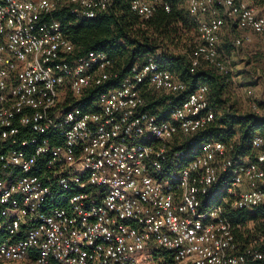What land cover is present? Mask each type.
Masks as SVG:
<instances>
[{
    "label": "built area",
    "instance_id": "built-area-1",
    "mask_svg": "<svg viewBox=\"0 0 264 264\" xmlns=\"http://www.w3.org/2000/svg\"><path fill=\"white\" fill-rule=\"evenodd\" d=\"M134 2L135 0H129L130 10L143 19L140 11L132 10ZM148 2L149 0H140L142 7ZM197 2L200 3V0ZM27 3L35 4L36 0H0V28H3L0 31V49L3 50L0 51V82L5 84L4 89H0V97H3L0 100V197L13 188H19L25 181L35 179L36 183L31 185L28 192L13 193L7 203L0 204V241L7 240L15 245L27 242L33 233L39 232L40 235L35 237V245L27 248V256L33 264L41 259L46 264H68L71 260L79 261L83 253H87L84 257L86 264H104L105 259L108 264H208L213 257L209 256L203 261L193 259L198 256L195 249L202 247L200 239L209 235L210 229L211 235L220 240L223 232L218 227L224 225L233 239L229 241V247L215 250L214 255L223 252L225 261L243 257L244 264H264V261L254 259L257 253L264 254V234L250 238L241 232L243 239H239L236 234L241 231L242 224L230 220V213L234 210L250 211L264 205L233 207L243 199L245 193L264 194V183L246 178L253 166L264 171V164L259 161V156L264 154V144L257 146L254 143L256 140L264 141V138L258 133L252 136L250 143L255 151L252 159L248 156L233 159L228 150L221 155L216 152L215 144L228 147L223 142L212 139L201 141L195 153L186 154L178 148L182 139L185 138L187 145L191 146L194 143L193 136L213 120L209 121L208 116L211 114L214 118V110L208 101L207 85H197L165 118H158L144 109L145 92L151 90L175 95L185 89V84L172 72L162 68L154 54L147 55L140 64H133L116 86L105 88L103 85L107 80L100 84L96 80L105 74L111 78L113 60L106 53L88 51L74 57V52L66 53L62 47L53 50L50 43L43 44L39 54L37 53L33 45L40 41L58 43L70 40L64 34L60 22L51 17L52 12H30L22 7ZM60 3L64 5L63 0ZM112 3L113 0H108L106 10ZM162 4L167 3L153 2L150 10L154 9V13ZM185 4L196 21L198 32V42L189 53L190 71L207 63L221 73H229L230 69L219 51L221 29L226 24L234 27L237 36L232 39V46L235 48L250 43L246 37L252 34L241 27L243 20L239 0H233L235 7L228 9L221 0H212L211 4L203 3L195 14L189 10L188 0H185ZM66 6L76 18L88 19L82 14L84 9H79L78 5L68 3ZM95 10L97 13L103 12L99 10V0ZM21 16L27 18L21 19ZM9 20L14 25L12 28L8 27ZM217 21L221 22L219 29L212 31L209 36L204 30L212 29ZM56 23H59V28L53 27ZM57 37L60 38L59 41ZM21 56L25 59L21 60ZM193 61L197 63L193 64ZM149 63H154L155 69L138 80L137 77ZM220 66L229 70L222 72ZM79 68L83 70L77 72ZM45 73L49 74L47 78ZM37 76L41 78L36 79ZM157 76L170 77L169 82L178 83L182 87L171 93L157 89L154 85ZM61 79L63 83L58 82ZM80 80H87L88 84L81 88L77 99L73 85ZM49 82L53 83L55 96L46 87ZM92 88H97L96 96L89 104L86 103L88 109H84L79 100ZM125 89L129 90V94L122 96ZM246 94L250 97L251 91L247 90ZM193 97H196L195 104H191ZM28 100L35 101L41 107L32 108L26 103ZM49 100H55L56 105L46 110L44 119L21 126L22 118L31 120L36 112L44 113V106ZM108 101L117 106L132 101L137 103L135 108H119L109 106ZM190 104V108L186 109L185 105ZM89 107L95 109L90 110ZM109 107L110 114L106 110ZM252 107L258 113V104L252 103ZM69 115L73 116L72 121L67 120ZM85 117L98 119H89L86 128L76 135L75 144L69 147L68 134ZM197 122L200 126L195 131H184L185 124L195 125ZM34 124L45 130H34ZM148 124L157 131H149L146 127ZM14 128L18 129L15 136L11 135ZM5 132L9 133L6 140L2 138ZM167 132L171 133V140L165 139L163 134ZM105 135L109 138L107 142H102L101 149L95 154L85 152V149L93 148ZM41 147L47 151L37 154ZM144 149H151L153 155L141 158ZM162 150V155H155ZM65 152H70L78 162L81 157H86L88 166L83 172L69 167ZM209 153L216 155V161L210 162L214 172L210 185L205 183L207 168L197 167ZM118 154L123 157L121 162L127 164L128 170H121L118 164L109 163ZM16 158H21L23 163H12ZM33 160L35 163H32ZM98 162L102 165L100 168L96 167ZM25 164L28 165L27 170ZM157 164L160 165L159 168L156 167ZM221 174L227 175L229 179L225 195L218 202L204 203L205 199L214 196L215 184ZM93 176L102 177V180L91 183ZM144 179L152 181V191L148 190L149 186L144 184ZM61 180L67 182V187L60 183ZM133 183L136 188L129 189L128 185ZM186 186L189 189L198 188L194 194L198 205L194 214L191 210L187 213L179 211L184 206L182 196ZM45 188L48 191L39 200L31 199L34 192ZM74 196H81L83 199L77 205H72L70 200ZM168 197L172 198L171 207L165 209L161 202ZM109 200L112 206L109 205ZM127 211L132 214H123ZM169 211L178 218V224L185 234L188 230L195 232L194 241H184L171 248L160 243L162 239L174 243L180 238L179 233L173 232L168 225L162 226L159 232L150 231L151 222L161 217L167 219ZM22 213L25 215H21ZM262 218L264 220V215ZM49 219L52 224L48 223ZM25 220L27 223H24ZM14 221H20V230L15 233L12 231ZM97 223L109 230L110 238L97 235L92 237L91 244L87 238L83 242L74 239L73 233L88 232ZM53 224L59 226L57 235L59 245H63V248L49 244L48 232L54 231ZM197 224L200 225L198 229L195 227ZM138 239L144 240L143 249L136 247ZM65 240L68 241L67 244H64ZM121 240L124 241V251L118 252L115 259L106 257V250L109 247H120ZM45 245L48 247L45 248ZM250 246H253L251 250ZM203 247L210 245L204 244ZM211 247L214 248V245ZM189 248L193 251L189 252ZM64 249H67L66 254ZM45 252L47 256L44 255Z\"/></svg>",
    "mask_w": 264,
    "mask_h": 264
},
{
    "label": "trees",
    "instance_id": "trees-1",
    "mask_svg": "<svg viewBox=\"0 0 264 264\" xmlns=\"http://www.w3.org/2000/svg\"><path fill=\"white\" fill-rule=\"evenodd\" d=\"M163 2L172 9L171 14L164 13L162 4L149 20L141 19L133 13L129 0H113L111 7L97 13L95 19L76 18L66 5L52 12L51 17L60 22L64 34L75 45L74 57L88 51H100L113 60L111 78L103 85L105 88L116 86L133 64H140L147 55L156 56V52L163 49L161 56H156L159 65L183 81L185 89L175 95L146 91L144 109L158 118H165L197 85L205 84L208 87V101L214 110V118L193 136L194 143L191 146L183 138L178 148L186 154L195 153L201 141L212 139L223 142L233 159L242 156L252 159L255 151L251 147V138L255 133L264 138V114L239 113L228 104L227 93L231 82L229 73H221L207 63H202L194 71H190L189 53L198 38L196 21L189 14L185 0ZM95 90L97 88L90 89L79 100L84 109H88L86 103L94 100ZM228 183L227 175L221 174L215 184L214 196L205 199L204 203L220 201L225 195ZM263 215L264 205H261L250 211L234 210L230 213V220L244 225L248 221L262 218ZM254 229L255 233L264 234V221L255 223ZM242 233L239 231L236 236L243 239ZM247 233L250 238L256 236L254 233Z\"/></svg>",
    "mask_w": 264,
    "mask_h": 264
},
{
    "label": "clouds",
    "instance_id": "clouds-1",
    "mask_svg": "<svg viewBox=\"0 0 264 264\" xmlns=\"http://www.w3.org/2000/svg\"><path fill=\"white\" fill-rule=\"evenodd\" d=\"M108 0H99V10L100 11H106V4H107ZM153 2H158V3H162L163 0H149V2L147 4H145L143 7L140 4V0H135L134 3H132V10L133 11H140L142 14V17L144 20H149L151 19L152 15H153V11L154 9H151V4ZM222 3L225 4V8H234L235 5L233 4V0H221ZM68 3H72V4H76L78 5L79 9H84L83 11V15L88 17L89 19H95L97 16V11L95 10L97 8V0H63V4L67 5ZM203 3H207V4H211L212 0H200V3L197 2V0H188V7L189 10L195 14L196 10L198 8H200L202 6ZM61 3L60 0H36V3H27L24 4L22 7L28 9L30 12H34V13H39V12H54L57 11L60 7H61ZM163 10L165 14H171L172 9L167 5V4H163ZM7 11V10H5ZM239 11L242 14V24L241 27L242 28H246L250 33H252V35L250 37H246V39L248 40V42H254L256 44H264V0H239ZM26 16H21V19H26ZM31 22V21H30ZM221 22L217 21L212 29H205L204 31H206L208 33L209 36H211V32L218 30L220 27ZM14 25L12 23V20L8 21V27L12 28ZM54 28H59L60 25L59 23H56L53 25ZM0 31H3V28H0ZM59 37H57V41H59ZM45 43H50L51 44V48L54 50L57 47H62V50L66 53H73L76 50L75 45H72L70 41L68 42H58V43H52L50 40H44V41H40L37 44L33 45V48L37 50V53L39 54V50L41 49L42 45ZM0 51H3L2 49H0ZM29 51H32V49H29ZM160 51H163V49H159L158 50V54ZM21 60H24L25 58L23 56L20 57ZM197 61H193V64H196ZM156 67V65L154 63H149L146 67L143 68V71L141 73L140 76L137 77L138 80L142 79L143 76L147 75L149 72H151L152 70H154ZM221 67V71H228L229 69H227L225 66H220ZM242 67V65H241ZM82 68L77 69V72L82 71ZM231 71H235V69H231ZM48 73H45V78L48 77ZM41 77L37 76L36 79H40ZM109 77L108 75H102L101 79H97L96 83L100 84L102 83V81H106L108 80ZM171 80L170 77H164L161 78L159 76H157L154 80V85L157 89L160 90H165L169 93L173 92V91H178L182 86L179 85L178 83H171L169 82ZM29 82H31V80H29ZM59 83H63V80H59ZM88 84L87 80H80L78 83H75L73 85V92L76 96L77 99H79L80 97V92H81V88L83 86H86ZM5 84L3 82H0V89H4ZM46 87L52 91L53 96L56 95L55 91L53 90V83L49 82ZM34 91V89H33ZM129 94V90L125 89V91L123 93H121V95H128ZM3 97H0V100H2ZM196 102V97L192 98L191 104H195ZM26 103L28 105H30L32 108L36 109V108H40L41 106L39 104H37L35 101L32 100H28L26 101ZM136 101H132L128 104H124V103H120L118 106L116 104H113L112 101H108V105L111 107H119V108H135L136 107ZM141 103H143L141 101ZM190 105H185V108L188 109L190 108ZM56 105V101L55 100H49L47 102V104L44 106L45 112L41 113V112H36L35 115L32 117V119L30 120L27 117H24L20 120V124L22 127L27 126L29 123H34L35 121H39L41 119L45 118V114H46V110L48 108H53ZM19 107V106H18ZM111 107H109L108 109H106L109 114L111 111ZM199 109H197L198 111ZM130 114V113H129ZM89 119L92 120H96L98 119L97 117H85L83 120L79 121L76 123L75 127L73 128L72 132L69 133V140H68V144L69 147H71L73 144H75V137L77 134H79L81 132V130H84L86 128L87 125V121ZM213 117L210 114L208 116V120H212ZM68 121H72L73 120V116L69 115L67 117ZM5 123H8L7 121H5ZM137 123H139L137 121ZM199 122H197L195 125L189 123V124H185L184 125V131L188 132V131H195V129L197 127H199ZM146 127L148 128L149 131L152 132H156L157 130L155 128H153L151 126V124L146 125ZM34 130L36 131H40L43 132L45 129L39 127V125L34 124ZM118 131V130H117ZM18 134V129H12L11 135L15 136ZM165 139L167 140H171V133L167 132L163 134ZM9 136V133L5 132L2 134V138L3 139H7ZM108 136H102L101 139L99 141H97L94 145L93 148L90 149H85L86 153L89 154H95L96 151L98 149H101L103 147V143L102 142H107L108 140ZM255 145L259 146L260 144H264V141L261 140H256ZM215 150L216 152L220 153L221 155H223L228 149L223 145V144H215ZM47 149L41 147L40 149L37 150V154L42 153V152H46ZM163 154V150L161 152H157L155 153V155L159 156ZM65 158L68 161V166L72 167L74 169H76L77 171L83 172L84 169L88 166L89 161H87L86 157H81L80 161L78 162L77 159L70 154V152H65L64 153ZM153 155V152L151 149H144L143 153L141 154V158H143L144 156H151ZM123 157L121 155H117L116 158H114L113 160H110L109 163H115L119 165V168L121 170H128L127 168V164L122 163ZM216 161V155L214 153H209L201 162L199 165H197V167H204L207 168L208 170V176L206 177L205 183L210 185L212 183V180L214 179V172L213 169L211 167V163L210 162H215ZM259 161L261 164H264V154H261L259 156ZM12 163L15 164H22L23 161L21 158H16L14 160L11 161ZM32 163H35V161L33 160ZM102 165L100 162H98L96 164L97 168H100ZM25 170H27L28 165L25 164L24 165ZM157 168L160 167L159 164L156 165ZM248 180L252 181V180H256L259 181L261 183H264V171H260L258 167L253 166V168L249 171V173L247 174L246 177ZM243 179V178H242ZM100 180H102V177H96L93 176L91 178V183H97ZM144 184L149 186L148 190L152 191V181L148 180V179H144ZM36 181L35 179H33L31 182L25 181L19 188H13L10 192L6 193L3 197H0V204H5L7 203L9 197L16 192H28L31 189V185L35 184ZM60 183L62 185H64L65 187H67V182L64 180H61ZM83 186V185H82ZM129 189H135L136 188V184H130L128 185ZM48 189L45 188L42 191L39 192H34V195L31 197V199L33 200H39L40 197L47 192ZM198 191L197 187H191L190 189L187 188V186L185 187V191L183 193L182 196V200H183V207L179 208L180 212H184L187 213L190 210L193 212H195V208L198 206L197 202L195 201V196L194 194ZM145 197L147 198V193H145ZM83 199V197L81 196H74L72 197V199L70 200V203L72 205H77L78 201ZM171 197H168L167 199H164L161 202V206L164 207L165 209H169L171 207ZM109 205L112 206L111 204V200L108 201ZM264 203V194H260V193H256V192H251V193H245L243 196L242 200L237 201L233 207H241L243 205H257V204H261ZM130 207V206H129ZM125 215H131V211H127L125 213H123ZM21 215H25L24 213H22ZM215 216V213L213 214ZM74 222V221H72ZM24 223H27V221L25 220ZM48 223L52 224V220L49 219ZM67 223V222H66ZM152 223V227L150 228V231L152 232H159L160 228L164 225H168L170 226L171 230L173 232L179 233L180 238L178 240H176L174 243L173 242H168L166 240H161L160 243L162 244H166L168 247H175L177 244L183 243L184 241H189L190 243L192 241L195 240V232L192 230H188L187 234H185V232L182 229V226H179L178 224V218L174 217L172 212L169 211L167 213V219H165L164 217H161L159 219L154 220ZM197 229L200 227L199 224H197L195 226ZM249 229H252L254 226L249 224L248 225ZM53 228L54 231H50L48 232V236L50 237L49 240V244L52 245H59V237L57 235V233H59V226L53 224ZM20 230V221H14L12 224V231L13 233L18 232ZM218 230L223 232V235L221 236L220 240H216L215 237L213 235H211V229L209 230V235H207L206 237H201L200 239V243L202 245L201 248L199 249H195V251L198 252V256L197 257H193V259H198L203 261L204 259H206L209 256H212L213 258L211 260L208 261V264H244V260L243 257L239 258V259H228L227 261H225L223 259L224 257V253L220 252L218 255H214V251L220 248H227L229 247V241H231L233 239V237L230 235L228 229L224 226V225H220L218 227ZM89 233H91V236L89 235ZM40 233H33L31 235V237L29 238V240L27 242H21V243H17L15 245H11L9 241L7 240H3L0 241V264H33V262L28 258L27 256V248L34 246L36 243L35 237L39 236ZM62 235V234H61ZM74 239L80 242H83L85 240V238L88 239V243L91 244L92 243V237L97 236V235H101V236H106V237H111V233L109 232V230L107 228L102 227L101 223H97L96 225H94L93 227H91L89 229L88 232H84V233H73L72 234ZM133 235H135V233H133ZM226 238V239H225ZM68 241L65 240L64 244H67ZM123 244L124 241H120V247L117 248H112L109 247L106 250V257H111L113 259H115L116 254L118 252H123L124 248H123ZM204 244H208L210 245V247H203ZM211 245H214V248L211 247ZM61 248H63V245H59ZM45 248L48 247V245L44 246ZM136 247L143 249L145 247L144 244V240L143 239H138L136 242ZM253 246H250L249 250H251ZM76 251H78V249H75ZM65 254L67 252V249H64ZM101 251H104L103 249H101ZM189 252H192L193 249L189 248L188 249ZM45 256H47V253H44ZM57 255H59V253H57ZM87 256V253H83L80 256L79 261L76 260H71L68 262V264H86L84 257ZM255 260H261L264 261V254H260L257 253L254 256ZM35 264H46V261L41 259L35 262ZM104 264H108L107 259H105Z\"/></svg>",
    "mask_w": 264,
    "mask_h": 264
},
{
    "label": "rangeland",
    "instance_id": "rangeland-1",
    "mask_svg": "<svg viewBox=\"0 0 264 264\" xmlns=\"http://www.w3.org/2000/svg\"><path fill=\"white\" fill-rule=\"evenodd\" d=\"M229 25H225L219 33L220 46L222 42H225L224 54L228 57L224 58L230 69V85L227 93L228 104L234 110L239 113H256L252 107V103L258 104V114H264V49L259 47V44L250 42L235 48L232 46V39L237 36L234 27L231 28V32L228 29ZM231 33V34H230ZM252 34H250L251 36ZM198 42V38L195 39V44ZM229 45V48H228ZM224 49V48H223ZM222 53V54H223ZM228 54V55H227ZM156 56H161V51ZM242 65V67H241ZM235 69V71H231ZM251 91V96L248 97L246 91ZM258 221H264L263 218L256 219V221H248L244 225H241V232L254 235L255 229H249L248 225L254 226ZM244 226V227H243ZM245 229V230H244ZM254 238V237H253ZM155 264V263H153Z\"/></svg>",
    "mask_w": 264,
    "mask_h": 264
},
{
    "label": "crops",
    "instance_id": "crops-1",
    "mask_svg": "<svg viewBox=\"0 0 264 264\" xmlns=\"http://www.w3.org/2000/svg\"><path fill=\"white\" fill-rule=\"evenodd\" d=\"M228 29H229V31L231 32V28H230V26H228ZM231 34V33H230ZM222 45L220 46V43H219V51H220V54L225 58V59H227L228 57L223 53L224 52V50L226 51L227 50V48L225 47V42H222L221 43ZM259 47H261L262 49H264V46H263V44H259ZM224 48V49H223ZM223 53V54H222ZM228 55V54H227Z\"/></svg>",
    "mask_w": 264,
    "mask_h": 264
}]
</instances>
